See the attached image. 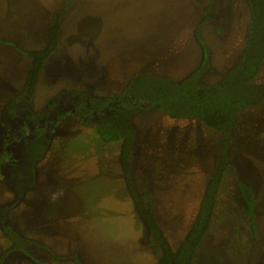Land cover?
I'll use <instances>...</instances> for the list:
<instances>
[{"label": "rangeland", "instance_id": "rangeland-1", "mask_svg": "<svg viewBox=\"0 0 264 264\" xmlns=\"http://www.w3.org/2000/svg\"><path fill=\"white\" fill-rule=\"evenodd\" d=\"M207 7L211 19L202 25ZM61 10L62 59L57 56L54 72L48 66L41 77L33 112L73 90L101 97L121 93L142 75L180 82L205 56L212 72L203 82L215 83L241 60L251 22L249 0H0V148L7 108L24 90L32 65L14 44L44 48ZM252 84H264V63ZM262 107L246 109L252 112L233 131L216 214L192 264H264ZM22 117L13 120L15 133ZM134 122L138 138L130 165L136 185L152 191L154 216L177 250L193 222L187 213L205 192L219 157L213 137L202 130L217 132L195 120H173L149 104L134 107ZM47 136L50 148L31 185L29 178L18 181V192L0 181V263L159 264L158 245L125 184L122 143L103 142L74 116ZM239 181L258 196L256 231L247 220ZM2 219L34 242L3 260L13 241Z\"/></svg>", "mask_w": 264, "mask_h": 264}, {"label": "trees", "instance_id": "trees-1", "mask_svg": "<svg viewBox=\"0 0 264 264\" xmlns=\"http://www.w3.org/2000/svg\"><path fill=\"white\" fill-rule=\"evenodd\" d=\"M249 3L251 22L245 51L241 60L219 81L212 84L203 82V77L212 72L210 61L205 56L202 65L180 82L164 75H142L131 80L121 93L101 97L73 90L67 92L66 97H56L39 111L33 112L31 106L42 72L60 44L65 14L61 10L47 30L44 48L27 50L20 44H14L17 50L31 58L32 65L27 73L24 90L13 99L7 113L11 119L22 117L18 114L24 109L29 114L21 118V127L15 135L6 130L10 124L4 126L0 180L18 192L21 190L18 181L24 182L29 178L31 185L35 179L36 165L44 158L49 146L47 133L66 118L78 117L83 126L93 128L103 142L122 143L121 162L125 184L135 209L158 245L159 264H192L200 243L211 227L222 182L230 168V141L242 111L264 106V84H252L264 63V0H249ZM210 19L207 7L201 24ZM1 42L9 43L6 40ZM203 48L207 50L205 46ZM144 104L157 108L173 120L200 122L220 135L217 166L206 187L197 218L177 250L154 217V203L150 194L138 189L130 165V152L138 138L134 107ZM238 184L240 196L246 202L247 220L252 230L256 231L258 196L249 184L243 181ZM1 222L4 232L13 241L12 248L4 257L9 252H25V246L34 243L23 238L4 219Z\"/></svg>", "mask_w": 264, "mask_h": 264}, {"label": "crops", "instance_id": "crops-1", "mask_svg": "<svg viewBox=\"0 0 264 264\" xmlns=\"http://www.w3.org/2000/svg\"><path fill=\"white\" fill-rule=\"evenodd\" d=\"M246 45V44H245ZM59 50H57L58 51V53H55L54 54V56L46 63V65H45V68H44V70H43V72H42V76L47 72V70H48V66H49V72H50V75H51V73H53L54 71L52 70L53 68H54V65H53V62H54V60H55V58L57 57V56H59V59L61 60L62 58H61V43L59 44ZM56 51V52H57ZM244 51H245V49H242V52L244 53ZM242 53V54H243ZM50 64V65H49ZM231 69V68H230ZM229 69V70H230ZM228 70V71H229ZM29 71V70H28ZM28 71H27V73H28ZM228 71H226V73H228ZM41 76V77H42ZM49 78H53V77H49ZM40 81H41V78H40ZM40 81H39V83H40ZM39 86V85H38ZM76 91H78V90H76ZM260 107V106H259ZM262 108H264V107H262ZM250 112H252L251 110H243L242 111V114H241V116H243V114H245V115H247V114H249ZM252 114V113H251ZM241 116H240V118H241ZM241 120V119H240ZM239 120V124L242 122V121H240ZM202 126V125H201ZM212 130V129H211ZM210 132V131H209ZM202 133L204 134V135H209L210 137H213V139H214V141L216 142V144H217V146H218V148L220 149V135H218V133H214V132H211V133H209V134H207V132L206 131H204V130H202ZM202 134V135H203ZM136 142H137V139H136ZM219 154H220V152H219ZM130 155H131V152H130ZM216 163V162H215ZM212 174H213V172H212ZM212 174H211V176H212ZM211 178V177H210ZM210 178H209V180H210ZM209 180L207 181V184H206V186H205V191H206V187H207V185H208V182H209ZM251 186V185H250ZM252 187V186H251ZM253 189H254V191H255V188L254 187H252ZM142 191H147L149 194H150V197H151V200H152V202L154 203V205H155V202H154V200L152 199V191L150 190V189H143ZM204 191H201L200 192V194H198V199H197V201H196V204H194V206H191L190 208H191V210L190 211H188V213H187V217L191 220V221H193L192 222V224H191V227H192V225H193V223H194V221L196 220V218H197V215H198V212H197V205H198V203H199V205H200V203H201V201H202V198H203V196H204ZM220 194H221V190H220V193H219V196H218V200H217V204H216V206L218 205V202H219V198H220ZM154 208V207H153ZM200 208V207H199ZM195 210H196V212H195ZM153 213H154V210H153ZM197 213V214H196ZM215 214H216V211H215ZM215 214H214V217H215ZM190 215V216H189ZM155 217V216H154ZM214 217H213V219H214ZM195 218V219H194ZM194 219V220H193ZM213 221V220H212ZM158 223H159V221H158ZM159 225H161V224H159ZM190 227V228H191ZM161 228L163 229V231L165 232V229L163 228V226H161ZM190 230V229H189ZM188 230V231H189ZM166 233V232H165ZM188 233V232H187ZM166 236H167V234H166ZM168 237V236H167ZM183 237V236H182ZM186 237V236H185ZM168 239H169V241H170V243H171V245H172V242H171V240H170V238L168 237ZM183 239V238H182ZM185 239V238H184ZM183 239V240H184Z\"/></svg>", "mask_w": 264, "mask_h": 264}, {"label": "flooded vegetation", "instance_id": "flooded-vegetation-1", "mask_svg": "<svg viewBox=\"0 0 264 264\" xmlns=\"http://www.w3.org/2000/svg\"><path fill=\"white\" fill-rule=\"evenodd\" d=\"M6 114H7V113H6ZM18 115H19V116H24V115H21V114H18ZM14 119H15V118H14ZM14 119H11L10 117H7V118L4 120V122H3V130H2V134H3L2 140H3V142H2V147L0 148V151H1V149L3 148V144H4V132H3V131H5L4 126H5L7 123L10 124L9 127H8L6 130H7V131H11V133H13L14 135L16 134V133L13 131V128H12V127H14V126H13V120H14ZM64 121H65V120H64ZM58 126H59V125H58ZM58 126H57V127H58ZM57 127H56V128H57ZM52 131H53V130H52ZM52 131H50V132H52ZM50 132H49V133H50ZM48 138H49V137H48ZM134 145H136V144H134ZM49 148H50V142H49L48 149H49ZM48 149H47V150H48ZM46 152H47V151H46ZM45 155H46V153H45ZM41 160H42V159H41ZM0 181L5 182V181H3V180H0ZM6 183H7V182H6ZM7 184H8V183H7ZM11 189L14 190L12 187H11ZM22 196H23V195H22ZM5 222L7 223V221H5ZM10 226H12V225H10ZM12 227H13V226H12ZM11 248H12V247H11ZM11 248H10V249H11ZM10 249H9V250H10ZM9 250H8V251H9ZM6 253H7V252H6ZM6 253H5V254H6ZM11 253H13V252H9V254H11ZM5 254H4V255H5ZM9 254H7V255H9ZM4 255H3L2 258H1L2 260L6 257V256L4 257ZM0 264H1V263H0Z\"/></svg>", "mask_w": 264, "mask_h": 264}]
</instances>
